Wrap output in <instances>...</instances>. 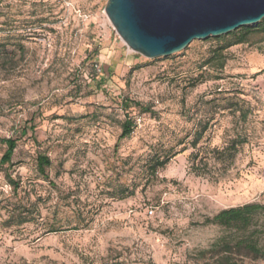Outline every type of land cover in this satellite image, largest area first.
<instances>
[{
    "label": "rangeland",
    "instance_id": "obj_1",
    "mask_svg": "<svg viewBox=\"0 0 264 264\" xmlns=\"http://www.w3.org/2000/svg\"><path fill=\"white\" fill-rule=\"evenodd\" d=\"M108 1L0 0V138L19 139L0 173V264H218V245L239 236L206 221L264 205V36L225 51L222 70L208 64L218 38L148 59L117 34ZM123 100L152 113L133 106L118 144ZM205 127V153L247 139L231 167L191 168ZM254 234L264 246V217Z\"/></svg>",
    "mask_w": 264,
    "mask_h": 264
},
{
    "label": "water",
    "instance_id": "obj_2",
    "mask_svg": "<svg viewBox=\"0 0 264 264\" xmlns=\"http://www.w3.org/2000/svg\"><path fill=\"white\" fill-rule=\"evenodd\" d=\"M105 13L123 42L148 59L264 20V0H109Z\"/></svg>",
    "mask_w": 264,
    "mask_h": 264
},
{
    "label": "trees",
    "instance_id": "obj_3",
    "mask_svg": "<svg viewBox=\"0 0 264 264\" xmlns=\"http://www.w3.org/2000/svg\"><path fill=\"white\" fill-rule=\"evenodd\" d=\"M264 36V20L254 26L240 28L228 35L222 36L217 40L222 42L220 46L214 51L213 56L209 60L208 64L216 61L218 62V68L223 69L226 65L225 51L228 49L249 43L253 36ZM137 107L143 113H152L151 109L138 103H133L130 100H123L121 102V108L126 113L125 121L122 124V132L118 140L119 142L131 137L135 129V124L130 118L128 111L133 107ZM242 117L246 120L247 113L242 110ZM28 130L35 131V127L23 128L21 136L25 137L28 134ZM207 131L205 127L199 132L192 142L194 152L190 156L191 168L200 173V168H209L211 164H218L224 168L231 167L239 149L244 146L248 141L246 138L238 137L223 147H215L210 152L205 153L203 149H198L204 133ZM19 139L17 138H0V145L5 147V151L0 159V173L4 169L9 170L13 167V160L18 148ZM168 160L160 162L159 167L164 168ZM37 170L39 174L45 179L49 180L47 169L51 168L52 162L46 155H38L36 159ZM6 178L9 183L14 186L16 190L19 184L11 178V175L6 174ZM264 217V205L257 203H250L236 208H230L219 212L212 219L206 221L207 224L217 226L224 230L229 231L231 234H237L239 236L234 242L223 240L218 246L224 248V256L218 258V264H228L227 253H233L234 249H237L238 253L245 251L247 255L254 259L264 260V246H262L259 237L255 235L256 229L260 220ZM26 223V221L21 224ZM57 232V231H53Z\"/></svg>",
    "mask_w": 264,
    "mask_h": 264
},
{
    "label": "built area",
    "instance_id": "obj_4",
    "mask_svg": "<svg viewBox=\"0 0 264 264\" xmlns=\"http://www.w3.org/2000/svg\"><path fill=\"white\" fill-rule=\"evenodd\" d=\"M149 213H150V214H153V211H152V210H150V211H149Z\"/></svg>",
    "mask_w": 264,
    "mask_h": 264
}]
</instances>
